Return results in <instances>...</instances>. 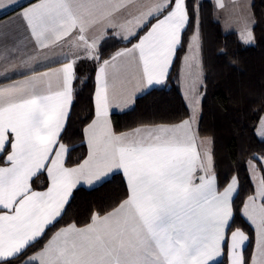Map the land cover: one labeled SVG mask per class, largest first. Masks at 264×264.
Listing matches in <instances>:
<instances>
[{
    "label": "snow or ice",
    "instance_id": "snow-or-ice-1",
    "mask_svg": "<svg viewBox=\"0 0 264 264\" xmlns=\"http://www.w3.org/2000/svg\"><path fill=\"white\" fill-rule=\"evenodd\" d=\"M203 7L202 0H0V11L14 13L0 25V264H264V115L253 125L259 147H241L249 192L239 168L221 179L216 136L201 127ZM233 8L243 41L254 43L252 5ZM13 21L23 35L9 28ZM178 61L184 114L118 130L114 106L166 87ZM83 64L93 65L94 89L81 129L86 155L73 160L62 138L76 86L87 79ZM116 174L122 194L90 206L83 221L65 220L84 185ZM237 216L251 235L234 227Z\"/></svg>",
    "mask_w": 264,
    "mask_h": 264
},
{
    "label": "trees",
    "instance_id": "trees-1",
    "mask_svg": "<svg viewBox=\"0 0 264 264\" xmlns=\"http://www.w3.org/2000/svg\"><path fill=\"white\" fill-rule=\"evenodd\" d=\"M202 3L207 94L203 101L201 127L216 136V159L221 179L232 173L234 168H239L243 188L250 192L252 185L244 172L240 157L247 156L246 152L241 153L242 145L247 147L250 142L253 147H259L258 138L252 134L253 125L257 124L258 115H264V112L255 111L264 104V0H252L257 23L253 29L255 43L249 45L242 41L237 31L224 30L215 17L212 0H202ZM10 13L12 12H8ZM4 16L6 15L2 14L0 17ZM224 47L229 51L228 58L218 55V50ZM231 60L236 62L231 63ZM81 68V77L87 79L85 83L76 86L78 102L72 109L67 131L62 138L63 143L69 147V155L73 160L86 155L81 129L86 122L85 118L90 115L94 89L93 65L83 64ZM178 71L179 61L172 70L166 87L139 96L134 106L127 110L113 112L115 127L125 130L141 120H173L183 115L186 108L181 95ZM43 180V177H39L40 183ZM123 191L124 184L119 174L110 176L103 184L83 186L65 220L75 218L83 221L88 216L90 206H107ZM244 194L242 191L241 196ZM234 227H241L249 235L252 234L249 225L239 216ZM252 241L248 242L247 249Z\"/></svg>",
    "mask_w": 264,
    "mask_h": 264
},
{
    "label": "crops",
    "instance_id": "crops-1",
    "mask_svg": "<svg viewBox=\"0 0 264 264\" xmlns=\"http://www.w3.org/2000/svg\"><path fill=\"white\" fill-rule=\"evenodd\" d=\"M213 1V4H214V12H215V17L216 19L221 23V25H223V19L226 20V22L229 20V19H234L235 16L238 14L239 12V9H234L233 8V5L234 4H239L241 2H248V3H252V0H223L224 4L226 5L225 8L223 9H220L218 7H216V0H212ZM18 2L20 4H24L26 3V0H18ZM230 12V14H228ZM4 14L3 11H0V16ZM14 13H10L4 17H0V25H4L7 23L8 19L13 17ZM9 28L10 29H20V34L23 35V29L22 27L20 26V22L19 21H13V24L12 25H9ZM3 73V66H2V62H0V74ZM14 79L17 78V77H13ZM6 82V81H4ZM180 86L182 87V85L180 84ZM132 106H128L124 109H120V108H116L114 106L113 108V112H121V111H124V110H127L129 108H131ZM86 187H90V186H87V185H84ZM248 245V244H247ZM224 257H220L219 259L222 260Z\"/></svg>",
    "mask_w": 264,
    "mask_h": 264
},
{
    "label": "rangeland",
    "instance_id": "rangeland-1",
    "mask_svg": "<svg viewBox=\"0 0 264 264\" xmlns=\"http://www.w3.org/2000/svg\"><path fill=\"white\" fill-rule=\"evenodd\" d=\"M228 14H230V12L228 13ZM223 28H224V30L225 31H237L238 33H239V35H240V27H239V25L238 24H236L235 22H234V19H229L227 22H226V20L225 19H223ZM240 37H241V35H240ZM241 39H242V37H241ZM242 41H243V39H242ZM244 42V41H243ZM245 43V42H244ZM254 43H255V41H254ZM254 43H245V44H254ZM259 175V173H257V176ZM254 240L252 241V245L250 246V248L248 249V251H251V250H253V248H254Z\"/></svg>",
    "mask_w": 264,
    "mask_h": 264
}]
</instances>
